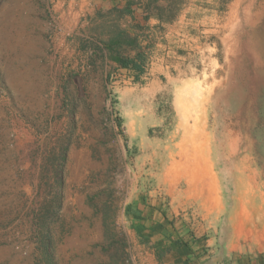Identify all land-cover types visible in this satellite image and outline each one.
I'll return each mask as SVG.
<instances>
[{
    "label": "rangeland",
    "instance_id": "374dc122",
    "mask_svg": "<svg viewBox=\"0 0 264 264\" xmlns=\"http://www.w3.org/2000/svg\"><path fill=\"white\" fill-rule=\"evenodd\" d=\"M198 1L130 33L0 0V264H145V205L199 220L219 183L228 236L245 184L264 192V0Z\"/></svg>",
    "mask_w": 264,
    "mask_h": 264
},
{
    "label": "crops",
    "instance_id": "0c3cea01",
    "mask_svg": "<svg viewBox=\"0 0 264 264\" xmlns=\"http://www.w3.org/2000/svg\"><path fill=\"white\" fill-rule=\"evenodd\" d=\"M44 1L45 7H49L53 14L55 25L62 30L73 28L80 16L84 20H93L98 19L97 14H103L115 28L132 33L134 28L144 25L151 29L171 27L166 17L170 3L179 6L177 11L180 13L207 10L198 0L192 4H185L183 0ZM217 188L218 192L211 188L201 197L198 210L203 212L199 220L191 212L186 222H176L172 226L149 205H145L137 217L130 215L136 231L144 239L142 248L151 252L152 260L145 264H264V192L257 193L252 186L245 184L244 193L234 199L232 209L230 207L231 214L224 229H229L230 235L221 236L222 185L218 183ZM218 221L221 223L219 233L215 225Z\"/></svg>",
    "mask_w": 264,
    "mask_h": 264
},
{
    "label": "trees",
    "instance_id": "16d2710c",
    "mask_svg": "<svg viewBox=\"0 0 264 264\" xmlns=\"http://www.w3.org/2000/svg\"><path fill=\"white\" fill-rule=\"evenodd\" d=\"M139 60H140V56L138 55L136 58L120 60L119 63L123 67H128V68H132V69H135L137 71H140L141 65H140Z\"/></svg>",
    "mask_w": 264,
    "mask_h": 264
},
{
    "label": "flooded vegetation",
    "instance_id": "af4514ba",
    "mask_svg": "<svg viewBox=\"0 0 264 264\" xmlns=\"http://www.w3.org/2000/svg\"><path fill=\"white\" fill-rule=\"evenodd\" d=\"M250 34H251V32H250ZM252 45H253V47L256 48V50L258 49L264 55L263 50H262V45L260 44V42H258V41L256 42V40L252 38ZM261 62H262V65H264V57L261 59Z\"/></svg>",
    "mask_w": 264,
    "mask_h": 264
},
{
    "label": "bare ground",
    "instance_id": "6f19581e",
    "mask_svg": "<svg viewBox=\"0 0 264 264\" xmlns=\"http://www.w3.org/2000/svg\"><path fill=\"white\" fill-rule=\"evenodd\" d=\"M248 2V1H247ZM245 14V13H244ZM245 34V33H244ZM244 41V40H243ZM243 48V47H242ZM242 54V53H241ZM242 57V56H241ZM239 59V58H238ZM234 64H235V62H234ZM243 66V65H242ZM243 69V68H242ZM246 100V99H245ZM247 104V103H246ZM245 109V108H244ZM241 110V109H240ZM239 115V114H238ZM238 118V117H237ZM247 120V119H246Z\"/></svg>",
    "mask_w": 264,
    "mask_h": 264
}]
</instances>
